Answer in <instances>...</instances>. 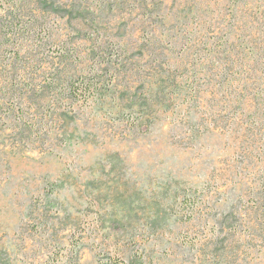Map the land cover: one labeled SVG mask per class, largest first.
<instances>
[{"label":"rangeland","instance_id":"rangeland-1","mask_svg":"<svg viewBox=\"0 0 264 264\" xmlns=\"http://www.w3.org/2000/svg\"><path fill=\"white\" fill-rule=\"evenodd\" d=\"M46 2L0 0V264H264V0Z\"/></svg>","mask_w":264,"mask_h":264},{"label":"trees","instance_id":"trees-1","mask_svg":"<svg viewBox=\"0 0 264 264\" xmlns=\"http://www.w3.org/2000/svg\"><path fill=\"white\" fill-rule=\"evenodd\" d=\"M36 1L39 2V3L44 4V5H45V6H44L45 9H47L49 6H50V7L53 6V7H52L53 10H57V9H58V11H59V10H60V7H61V5H55L54 2L47 3L46 0H42V1H41V0H36ZM40 5H41V4H40ZM42 8H43V7H42Z\"/></svg>","mask_w":264,"mask_h":264}]
</instances>
